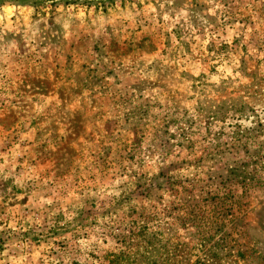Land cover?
I'll use <instances>...</instances> for the list:
<instances>
[{
  "label": "rangeland",
  "instance_id": "1",
  "mask_svg": "<svg viewBox=\"0 0 264 264\" xmlns=\"http://www.w3.org/2000/svg\"><path fill=\"white\" fill-rule=\"evenodd\" d=\"M120 253L264 264V0H0V264Z\"/></svg>",
  "mask_w": 264,
  "mask_h": 264
},
{
  "label": "trees",
  "instance_id": "2",
  "mask_svg": "<svg viewBox=\"0 0 264 264\" xmlns=\"http://www.w3.org/2000/svg\"><path fill=\"white\" fill-rule=\"evenodd\" d=\"M144 235V233H142ZM138 257L126 253L113 255L110 264H138Z\"/></svg>",
  "mask_w": 264,
  "mask_h": 264
}]
</instances>
